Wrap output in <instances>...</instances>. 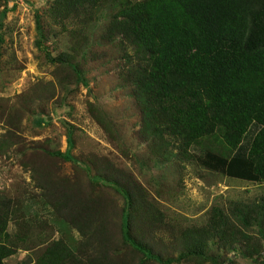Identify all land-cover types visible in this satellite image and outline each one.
I'll use <instances>...</instances> for the list:
<instances>
[{
	"label": "rangeland",
	"instance_id": "rangeland-1",
	"mask_svg": "<svg viewBox=\"0 0 264 264\" xmlns=\"http://www.w3.org/2000/svg\"><path fill=\"white\" fill-rule=\"evenodd\" d=\"M115 13L111 0H0L4 263L264 264V221L238 216L264 218V180L203 166L201 147L230 153L219 136L186 146L146 131L138 55ZM126 191L130 235L161 262L122 237ZM218 216L241 236L212 235L206 253L187 254L185 234Z\"/></svg>",
	"mask_w": 264,
	"mask_h": 264
},
{
	"label": "trees",
	"instance_id": "trees-1",
	"mask_svg": "<svg viewBox=\"0 0 264 264\" xmlns=\"http://www.w3.org/2000/svg\"><path fill=\"white\" fill-rule=\"evenodd\" d=\"M84 1L90 2L76 0V5ZM111 2L120 38L138 55L134 82L147 109L146 131L167 132L186 146L219 136L230 153L201 147L197 160L203 166L240 180H264V0ZM123 194V239L145 259L161 262L159 254L131 237L132 198ZM238 216L246 226L264 221L250 208ZM211 221L207 230L185 234L187 254L206 253L212 235L241 236L228 218ZM9 253L0 243V264Z\"/></svg>",
	"mask_w": 264,
	"mask_h": 264
},
{
	"label": "crops",
	"instance_id": "crops-1",
	"mask_svg": "<svg viewBox=\"0 0 264 264\" xmlns=\"http://www.w3.org/2000/svg\"><path fill=\"white\" fill-rule=\"evenodd\" d=\"M21 260L23 259V256L20 258ZM21 264H23V262H21ZM26 264V263H25ZM28 264V263H27Z\"/></svg>",
	"mask_w": 264,
	"mask_h": 264
}]
</instances>
